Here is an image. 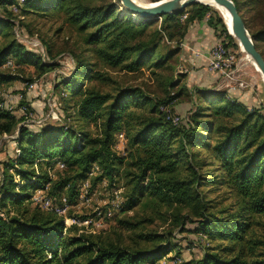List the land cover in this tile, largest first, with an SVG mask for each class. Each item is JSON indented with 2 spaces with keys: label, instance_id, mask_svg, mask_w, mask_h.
<instances>
[{
  "label": "trees",
  "instance_id": "obj_1",
  "mask_svg": "<svg viewBox=\"0 0 264 264\" xmlns=\"http://www.w3.org/2000/svg\"><path fill=\"white\" fill-rule=\"evenodd\" d=\"M232 1L264 58V52L259 48L264 44V0ZM18 2L0 0V6H19ZM117 4L120 5V0H23L20 5L25 12L59 9L64 14L65 24L77 32L79 42L85 46L83 52L76 54L70 51L74 57V69L69 75H60L54 89L61 87L59 96L62 99L79 95L76 114L86 123L95 125L98 132L91 136L87 129L81 128L76 132L64 126L32 129L22 123L26 119L24 115L18 116L11 109L0 106V137L12 135L17 151L0 163V264L153 263L167 255L172 245L177 247V253L181 252L182 247L172 240V232L178 227L180 233L205 235L209 242H215L212 246L203 245L201 258L187 264H264V239L259 238L254 230L247 233L250 227L247 215H264V107H254L250 111L242 102L225 99L226 92L214 95L199 92L200 100L218 104L213 108L216 118L217 115L229 116L234 112L242 113L243 117L231 125L220 122V118L215 122L203 120L205 113L201 110L204 107L199 105L190 119L188 117L176 125L164 116L144 118L128 107L131 103L150 105L151 113H159L158 105L172 103L184 90L183 87L173 95L167 91L165 99L158 103H153L134 88H117L114 92H102L96 86L83 89V81L88 78L101 83L111 80L105 72L95 70L90 73L93 63L90 55H84L85 51L95 56L103 66L133 72L147 63L156 67L165 64L168 58L179 52L187 28L194 21L206 19L225 47L239 49L236 39L228 33L220 16L206 17L210 10L208 5H192L183 24L176 21V15H163L161 26L166 23L167 26L162 29L151 27V20L135 23L131 15L120 17ZM253 9H258L256 14L245 17L243 11L249 13ZM255 15L262 18L259 27L254 26ZM12 25V21L0 18V33ZM165 30L177 33L179 40L176 49L161 55L159 49ZM46 49L47 54H51V46L47 45ZM10 56L21 68L33 66L43 70L56 66L55 63L43 62L39 54L15 38L0 45V66ZM16 78L0 71V84ZM167 82L168 89L173 90L178 85V81H172L171 77ZM185 87L188 88L186 84ZM20 94L18 107L24 114L32 111L30 103L25 100V92ZM121 131H124L130 148H134V151H128L133 159L131 164L138 169L137 173L129 172L133 175L134 189L138 191L140 187L147 193V202L158 201L168 207L174 206L171 215L175 228L162 235L148 236L149 240H159L151 248L121 245L101 237L95 240L97 237L92 235L67 238L63 235L65 225L60 216L32 204L31 198L36 190H44L50 184L52 192H56L67 185H74L94 166L100 169L99 179L106 177L112 180L114 172L123 164V157L117 156L112 149L114 135ZM208 132L216 134L212 144L206 137ZM202 147L209 148L210 158L218 163L215 168L222 171L223 182L238 197L234 208L212 211V202L202 187L213 184L203 171L205 166H213V163H207V159L195 150ZM182 161L188 167L184 175L180 171ZM54 164L65 166L56 174V179H52L49 173V167ZM42 165H47L48 169H43ZM179 205L190 207L196 219L178 212ZM119 223L130 226V229L138 225L126 220H119ZM187 223H195L196 226L190 230L186 228Z\"/></svg>",
  "mask_w": 264,
  "mask_h": 264
},
{
  "label": "rangeland",
  "instance_id": "obj_2",
  "mask_svg": "<svg viewBox=\"0 0 264 264\" xmlns=\"http://www.w3.org/2000/svg\"><path fill=\"white\" fill-rule=\"evenodd\" d=\"M18 4L22 5L23 0H18ZM115 2V0H112ZM148 4L159 0H142ZM20 5H11L7 7L0 6V18L12 21V26H6L0 33V45L11 38H15L22 43L27 49L39 54L42 61L46 63H55L56 66H48L43 70L36 69L33 66L16 65L13 57H9L3 65L0 66V71L6 74L15 75L17 78L0 84V106L11 109L16 115H24L26 118L22 123L29 125L32 129H37L39 126H64L71 127L76 132L79 129H87L91 136L98 132V128L89 122H85L76 114V103L79 95L65 96V99L60 98V86L54 89L55 83H58L60 75H69L74 69V57L70 53L82 54L84 45L79 42L77 32L73 27L65 24L64 14L61 10H52L49 12H25ZM118 5V14L120 17L129 15L126 9L120 3ZM195 5V4H193ZM191 6L186 7L182 11L173 14L179 24H183L189 15ZM258 10V9H257ZM256 10V11H257ZM254 9L249 13L244 10L243 14L248 17L256 12ZM8 12H11L8 14ZM251 13V14H250ZM256 14V13H255ZM209 15H218L219 12L210 7L206 17ZM133 21L138 23L141 19H137L131 15ZM222 18V17H221ZM21 20V22H19ZM262 18L255 15V27H259ZM152 26L164 29L167 23L161 26L162 17L152 19ZM61 28V30H58ZM171 30H165L159 49V54L165 55L172 49H176L179 35L177 33H168ZM169 35H172L171 39ZM237 41V40H236ZM238 43V41H237ZM51 46V54H47L46 46ZM181 46V44H180ZM259 48L264 52V44H260ZM231 49V48H230ZM180 51V50H179ZM231 76L230 78L223 77L220 73L211 81V87L186 88L184 79V68L179 59L178 51L166 60L162 66H149L145 64L140 69L127 72L119 68H110L103 66L95 56H91L89 51H85L84 55H90V60L93 63L90 65L92 71H102L107 73L111 80L104 83L98 82L92 78L83 81V89H88L93 86L99 88L102 92H114L117 88H134L139 89L153 103L161 102L165 99L167 91L169 95L176 94L179 88L183 87V91L172 103H162L158 106V112H150V105L136 106L133 103L129 105V109L142 114L145 117L164 116L166 120H170V116H179L180 120H185L198 109V106L204 107L201 110L203 120H215L220 118V122L231 125L239 122L243 117L242 113L234 112L229 116L213 114L215 103H207L198 98L199 92L214 95L226 92V98L230 101H238L244 103L248 110L254 107H264V81L261 73H259L254 65L246 59V53L239 49H231ZM155 60V56H154ZM153 61V60H152ZM57 63V64H56ZM172 81H178L177 87L173 90L168 89V78ZM28 84V85H27ZM32 85V87H31ZM25 92V100L30 103L32 111L22 112L18 107L20 92ZM172 122V121H171ZM173 123V122H172ZM174 124V123H173ZM178 125V123L176 124ZM124 131L114 135L112 149L117 156L123 157L122 165L113 174V179L106 177L98 178L100 169L94 166L90 173L85 177L76 180L74 185H67L56 192H52L51 185H46L44 190H36L32 195V204L40 206L46 212L55 213L64 221L65 237H78L79 235H92L95 240L99 237L102 240H112L121 245L131 247H146L151 248L153 244L159 242L154 238L149 240L151 234L162 235L168 230L174 229L172 224L173 207H168L164 202H147L148 195L142 189L138 191L134 189L132 182L133 175L129 172H138L137 167L132 165L133 159L129 156L128 151H134L125 139ZM122 134L123 137H119ZM125 136V137H124ZM209 143L212 144L216 139L214 132L206 133ZM202 157L207 159V163H213V166L204 167L205 176L208 180H213V184H205L202 188L206 191V196L211 200L213 209L218 211L225 207L234 208L238 197L233 190L223 182L224 176L218 168V163L210 158L209 148H196ZM16 145L13 141V136L3 134L0 137V163L9 156L16 154ZM139 152V151H138ZM141 155V152L139 153ZM44 163V162H43ZM61 164L52 165L49 173L52 174V179H56L59 172L65 168ZM43 169H48L47 165H42ZM187 164L182 161L180 163V171L184 175L187 172ZM2 174V166L0 164V176ZM146 182V181H144ZM145 183H142L144 185ZM41 193V194H39ZM48 194L50 199V207L43 203H35L36 199ZM64 209L63 212L60 210ZM178 212L185 213L193 220L196 219L194 211L190 207L180 206ZM250 227L247 230L255 231V234L264 239V215L248 214ZM119 220H126L131 223H138L137 226L130 229V226L120 224ZM195 223H187V229H193ZM253 232V231H252ZM172 240L181 246V252L177 253V247L172 244L171 251L156 260L155 262L145 264H187L190 260L199 259L202 256L203 245H214L215 242H209L205 235L190 232L180 233L179 227L172 232ZM147 237V239H145ZM155 241V242H154ZM162 243V242H161ZM162 244H165L162 243ZM59 252V250H58ZM61 255V253H59Z\"/></svg>",
  "mask_w": 264,
  "mask_h": 264
},
{
  "label": "water",
  "instance_id": "obj_3",
  "mask_svg": "<svg viewBox=\"0 0 264 264\" xmlns=\"http://www.w3.org/2000/svg\"><path fill=\"white\" fill-rule=\"evenodd\" d=\"M214 1L228 10L231 16V31L224 23L228 33L238 40L246 54L252 58L264 81V58L255 47L236 5L232 0ZM120 3L129 15H138L141 20H152L166 14H176L190 5L204 4L200 0H159L148 4L136 3L133 0H120Z\"/></svg>",
  "mask_w": 264,
  "mask_h": 264
},
{
  "label": "crops",
  "instance_id": "obj_4",
  "mask_svg": "<svg viewBox=\"0 0 264 264\" xmlns=\"http://www.w3.org/2000/svg\"><path fill=\"white\" fill-rule=\"evenodd\" d=\"M218 40L216 32L207 24L206 19L194 21L188 26L178 52L188 88L211 87L210 82L218 73L209 70L208 59L212 47Z\"/></svg>",
  "mask_w": 264,
  "mask_h": 264
},
{
  "label": "built area",
  "instance_id": "obj_5",
  "mask_svg": "<svg viewBox=\"0 0 264 264\" xmlns=\"http://www.w3.org/2000/svg\"><path fill=\"white\" fill-rule=\"evenodd\" d=\"M232 57L233 56L231 53V49L228 47H225L224 44L220 40H218L215 43V45L212 47L211 52H210V56L208 59L209 70L220 73L225 78H230L231 76L230 63H231ZM20 98H21V94H20ZM169 118L174 124H177L181 121L178 115L174 117L170 116ZM119 137L122 138L123 135L119 134ZM35 203H43L47 207H50V199L47 197V195L40 197V198L38 197ZM60 211L63 212L64 209H61Z\"/></svg>",
  "mask_w": 264,
  "mask_h": 264
},
{
  "label": "bare ground",
  "instance_id": "obj_6",
  "mask_svg": "<svg viewBox=\"0 0 264 264\" xmlns=\"http://www.w3.org/2000/svg\"><path fill=\"white\" fill-rule=\"evenodd\" d=\"M136 3H140V4H146L144 3L142 0H133ZM202 3L216 9L219 14L221 15L222 19H223V23L226 24V26L228 27L229 31H231V16L228 12V10L219 5L218 3H216L214 0H200ZM133 17L139 19L138 15H133ZM236 39V38H235ZM237 40V39H236ZM238 41V40H237ZM238 45L240 46L241 51L245 52L244 49L242 48V46L240 45V43L238 42ZM246 53V52H245ZM247 55V54H246ZM246 59H248L255 67V69L260 73L259 68L256 66V64L254 63V61L252 60V58L250 56H246ZM263 79V78H262Z\"/></svg>",
  "mask_w": 264,
  "mask_h": 264
}]
</instances>
